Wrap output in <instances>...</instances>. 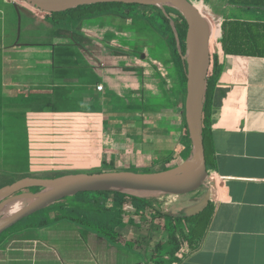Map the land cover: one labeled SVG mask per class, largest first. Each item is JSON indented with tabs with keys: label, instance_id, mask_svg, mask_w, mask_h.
Wrapping results in <instances>:
<instances>
[{
	"label": "crops",
	"instance_id": "0c3cea01",
	"mask_svg": "<svg viewBox=\"0 0 264 264\" xmlns=\"http://www.w3.org/2000/svg\"><path fill=\"white\" fill-rule=\"evenodd\" d=\"M253 1L260 5H252ZM203 6L209 13L206 17L213 24L211 47L220 57L208 132L211 171L203 188L204 194L211 193L208 207L213 209L214 215L205 235L190 241V245L187 242V249L182 245L174 255L169 254L165 247L170 244L169 231L164 228L167 221L154 219L152 213V209L164 213L158 208L163 198L154 195L148 208H138L128 202L121 214H112L114 220L121 221L115 233L123 235L125 242L120 241V237L111 238L95 231L91 224L87 225L92 231H83L62 221L64 231L51 233L49 229L42 232V228L26 239L29 241L27 248H0V264H118L116 257L133 258L124 250L130 244L146 248L148 256L144 264H163V260H166L164 264H264V0H243L239 4H231V0H211ZM22 13L27 18L30 33L39 26L48 30L49 35L53 33L48 43L29 42V46H25L28 48L19 53L18 58L27 64L25 68L29 74L26 73V77L11 83L7 81L6 70L1 76L5 96L7 90L17 97L29 93L25 120L28 150L30 142L33 151L47 155L55 152L58 157L73 159L72 162L85 159L82 163L95 169L108 165L117 168L168 166L169 161L177 166L185 160L178 163V154L184 152V148L180 153L163 151L172 130L170 119H177L184 95L177 67L170 55L157 58H144L143 55L137 63L133 60L137 52L128 48L130 64H123L121 59L115 61L113 56L114 43L119 42L114 40V35L108 38L110 29L84 23L81 30L88 38L86 50L93 61L86 60L89 69L66 72V68L57 63L56 49L57 46H69L73 36L58 34L56 26L42 13L30 8ZM115 19L120 18L111 16L109 19L115 26L133 25L115 24ZM229 21L242 24L246 31L251 27L257 29L256 36H245L248 46L252 47L249 52L241 55L223 53V24ZM88 30L94 34L88 35ZM62 39L66 40L61 44ZM115 46L126 50V46ZM80 52L84 53V50ZM12 58V61L5 60L6 63L20 65L21 60ZM64 59L61 57L60 61L64 62ZM11 68L14 79L21 70L12 65ZM99 85L104 86L103 91H98ZM55 89L63 103L58 107L61 112L51 113L46 104ZM2 102H6V97ZM135 104L156 106V110L150 108L148 113H143ZM1 118L0 141H7L4 137L15 133L18 135V131L13 132L6 122V116ZM84 126L89 132L81 138ZM194 204L193 201L186 209ZM129 206L134 209L131 213L125 209ZM181 213L164 214L179 217ZM41 232L48 235L47 239L41 238ZM164 238L166 243L157 257L153 255L152 261L151 250ZM52 240L60 244L59 249L56 243L51 244ZM13 253L22 257L14 259ZM137 262L139 260L133 259L127 264Z\"/></svg>",
	"mask_w": 264,
	"mask_h": 264
},
{
	"label": "rangeland",
	"instance_id": "374dc122",
	"mask_svg": "<svg viewBox=\"0 0 264 264\" xmlns=\"http://www.w3.org/2000/svg\"><path fill=\"white\" fill-rule=\"evenodd\" d=\"M14 1L0 0V123L2 122L1 117L5 115L7 118L6 122L9 123L12 131L13 132L18 131V135L17 133H15L11 137L10 136L4 137V139L7 141H0V177H1L0 178V189L8 187L14 182L24 177L54 178V177H59L62 175L73 174V173L91 174V173H98L102 171H105V172L131 171L135 173H152L155 170L156 172L165 171L166 169H171L173 166H175L176 165L175 162L169 161L170 163L168 164V166L167 165L166 166L165 165L151 166L154 169L151 167H147V166L143 167V166H136V165L126 166L122 168H119V167L117 168L115 166L108 165L106 168L95 169V168H89L86 166L85 163H82L84 162L85 159H82L80 161L75 160L74 162H72L73 159L72 160L68 159L67 160L69 162L68 166L70 168H61V167L54 166L52 162H50L51 159L48 157H44V156L34 157L37 154L42 155L44 153L31 150L30 143H29V150H28L27 125H26L25 120H26V115L29 111V93L21 94L19 97H17L14 94L11 95V92L7 90L6 91L7 96H5L4 86L2 84L1 76H2V73L6 70L7 71V81L11 83L12 81H15V80L21 81L22 77H26V75L29 74L28 69L25 68L27 64L25 63L24 59L21 60L20 58H18L19 53H21V51L22 52L25 51V48H28L25 46L26 44L29 46V42L40 44V45H44L45 43H48L51 39V36H53L52 35L53 33L49 35L48 34L49 32H47L48 30H45L43 26H39L37 30H32V33H30L28 29L29 27L27 28L28 21L24 13H22L21 32L19 33L18 15L13 6ZM23 6L26 9H29V7L25 5ZM32 10H34L35 12L41 13L38 10H35V9H32ZM161 10L164 11L163 9ZM141 11L150 12V10L146 8L144 9L142 8ZM110 18L111 16H109L108 18L107 17L92 18V19L86 20L84 23H86L85 24L86 26L97 25V26H105L104 28H109L110 29L109 33L111 34L108 35V38L111 35H114L113 37L114 40H117L119 42V43H116L115 41L114 43L115 45L120 44L121 46H126V50L122 48L120 50L119 47L114 45L117 52H122L120 53L121 55H118L120 58H117L116 55L114 56L115 61H118L121 59L123 64L124 63L130 64L129 63L130 58H128L130 57V55H128V52L130 51L128 48L137 52V56H134V59H133L137 63H140V59L143 58V55L145 56L144 58H146L147 56L149 57L155 56L157 58V57H162L163 54H165V49L162 47V45H160L161 39L157 37L156 32L154 29L152 30V27H146L143 25L144 20L142 18L139 21L140 24L135 25L134 23L135 27H133V25L131 26L124 25L121 27L115 26L113 25V23H111L112 21L109 20ZM114 23L115 24H122V23L132 24V21L130 19L128 20L115 19ZM122 31H124L123 33L124 35H118L122 33ZM87 32H88V35L94 34V31L88 30ZM102 36L103 35H101L100 37ZM65 40L66 39H62V41H60L59 43L61 44L65 43ZM15 45H20V46L16 47ZM78 49L79 48H76V47L74 49L72 46H69L66 48H63L62 46H57V49H56L57 63H59L60 61V57H61L60 54L63 53V50L64 52L71 50L70 52L75 53L76 51L80 52V50ZM81 53L83 54V52ZM84 53L86 56L85 60L93 61V59L88 53H86L85 51ZM12 57H15L21 60L20 65L11 64V62L6 63L5 60L12 61L13 60ZM112 60H114V58H112ZM34 64L35 63H33V65ZM11 65L19 69V71L21 70V72L19 73L15 72L17 73L16 74L17 76L14 79H13L14 76H12L13 72L10 71V70H13L11 68ZM34 66H36V64ZM8 93H10V95ZM5 97H6V102L4 103L2 102V99H4ZM181 112L182 111L180 109L177 119H170L171 121L170 124H171V129H172L169 132L170 139H168L169 142L167 143V145L162 144L166 148V150H163L166 154H171L172 150H175V151L177 150V152L180 153L183 150V148H185L183 145L184 129L182 126ZM88 129L89 128L86 126L82 127L81 138H85L86 136H88L87 135L89 132ZM115 130H118V129H115ZM206 146H207V153L209 154V142L208 141L206 143ZM45 154L47 153L45 152ZM66 154H69L71 157L73 155L72 153H66ZM178 158H179L178 163H180L182 159H185V160L187 159V154H185L184 152H181L180 155L178 154ZM73 163H75V165H73ZM76 163H78L79 165H76ZM155 167H158V168H155ZM208 167H209L208 170L210 172L211 171L210 160H209ZM202 193L204 194V192L202 191V192L182 195V196H175L171 194H168V195L156 194L159 197L163 198L161 206H159L158 208L162 210V212L164 213L171 212V213L176 214V213L182 212L180 215H183V211L188 206H190L194 200L199 199L203 195ZM95 196H96V193H81L74 197H68L64 201L58 204L51 205L45 210H42L28 218H25L24 220L20 221L19 223H17L10 229L6 230L0 236V248L18 247V246H24L27 248L29 247V241H26V239L29 240V237L32 234H35L34 232L36 231L39 232L41 231L42 228L44 230L42 232H45L49 229L51 231H48V232H51V233L53 231H56L57 233L64 231L61 227V226H64V224H62V221H66L69 224H73V226L75 225L78 228L82 229L83 231H86V230L92 231V229H90L87 225V223L90 222V218H86L83 221H81V219L79 218L80 213L83 212L82 210L75 209V213L72 214L73 217L76 218L75 221H71L68 219H62L59 221H55L54 218L58 215L60 216L63 211L65 212L64 213L65 215H68V211H66V208L65 209L62 208L66 203H72V205L75 203L80 204L84 200L88 201L94 198ZM133 196L147 198L149 201L152 200L151 197H144L147 195L137 194ZM22 204L25 205L26 202L10 204L6 210V213L13 211L14 209L20 207ZM108 206H111V203H109ZM126 209H128L127 212L134 211V209L131 208V206L126 207ZM148 211L150 212L151 210H148ZM213 215H214V211L211 207H209L201 214L197 216L189 217V221H184V222L180 221L178 223L174 222L173 223L174 226L176 228H179V230L176 231V235L178 236L177 241L181 244V246L183 245L184 248L186 249L188 248V244H187L188 237L192 235L189 233V230H192L193 224H195L197 220H199L200 224L198 227H196L195 236L196 237L204 236L205 233L209 229ZM92 221L93 220H91V222ZM168 221L169 220H167V222ZM59 223L61 224L58 225ZM91 225L95 226L94 227L95 231L101 232V229H99V226L97 225L95 221H93ZM108 233L115 238V232H113L112 230H109ZM55 234L56 233H53L52 235H55ZM47 237L48 235H44V233H42L41 238L43 240L47 239ZM119 237H120L119 238L120 241L125 242L126 239L123 235ZM166 241L167 240H165L164 238L162 242L158 243L156 248L153 247V249L151 250V256L155 255L157 257L159 255V251H161V249L163 248L162 245L165 244ZM55 243H56V247L59 249L60 244L57 241H55ZM55 243H54V240L51 241V244H55ZM165 247L168 250L173 251V249L175 248V244H168ZM124 250L126 251V253H128L133 258H130V257L124 258L120 256L118 258L116 257V262L118 264L131 263L133 259L139 260V262H137L136 264L138 263L144 264L146 262L145 258L146 256H148L146 248L144 249L142 247H136L135 245L130 244V246H128L127 248L124 247ZM20 257L22 256L17 253L12 254V258L14 259H19ZM165 261L164 260L162 261L163 264ZM49 264H53V263L49 262ZM151 264H156V263L152 262Z\"/></svg>",
	"mask_w": 264,
	"mask_h": 264
},
{
	"label": "water",
	"instance_id": "95a60500",
	"mask_svg": "<svg viewBox=\"0 0 264 264\" xmlns=\"http://www.w3.org/2000/svg\"><path fill=\"white\" fill-rule=\"evenodd\" d=\"M110 3L154 6L163 10L165 7H171L176 9L186 21V50L183 57L186 62L185 120L191 141V154L179 165L159 172L73 173L54 178L20 179L0 189V236L25 218L81 193L121 192L130 195L182 196L202 192L209 181L210 174L204 145V112L212 64L213 24L203 15L198 3L193 0H16L13 6L18 15L20 33L22 12L27 11L23 5L41 13H62L83 6ZM172 26L176 33L173 23ZM84 51L88 53L86 49ZM29 189L40 190L35 193L25 192ZM210 196L211 193L208 191L198 200H194L195 204L185 210L184 216L189 218L204 212L209 206ZM23 202L26 204L6 213L10 204Z\"/></svg>",
	"mask_w": 264,
	"mask_h": 264
},
{
	"label": "trees",
	"instance_id": "16d2710c",
	"mask_svg": "<svg viewBox=\"0 0 264 264\" xmlns=\"http://www.w3.org/2000/svg\"><path fill=\"white\" fill-rule=\"evenodd\" d=\"M196 3L199 4L200 10L203 13L204 16L209 15L206 8L203 6L204 4L209 3L211 0H193ZM243 3V0H231V4H239ZM252 5H260L259 3H256V1H253ZM148 9L150 12H143L141 9ZM165 11V12H164ZM162 11L158 7H143L139 5H126V4H120V3H110V4H97V5H88L79 7L77 9H72L66 12L62 13H42L45 18L55 25L56 32L58 34L65 33L70 34L73 36L71 38V44L69 46H72L74 49L79 48L78 50H84L87 49V42L88 38L83 34L82 32V26L86 20L92 19V18H99L103 16H112L114 18H120L123 20L130 19L133 23L140 24L139 21L141 18L144 20L143 25L146 27H152V30L154 29L156 32L157 37L161 39L160 45L165 49V54H163L162 57L166 55H170L177 67V72L179 76V82L181 87L183 88V107L181 109V115H182V126L184 129V153L187 154V158L190 156L192 147H191V141L189 138V133L186 126V120H185V96H186V62L183 59L185 55V38H186V31H187V24L182 15L174 8L171 7H165V10ZM172 23L174 24L176 33L174 31V28L172 26ZM246 28L239 23H235L232 21L225 22L223 24V53L226 55H241L245 52H249L252 47L248 46V42L245 39V36L254 37L258 34V31L256 28L251 27V30H245ZM246 40V41H244ZM69 46H63V48L69 47ZM180 46V48H179ZM258 49V48H257ZM67 50V49H65ZM63 50V53L60 54V56L64 59L63 61H60L59 64L64 66L66 68V72L73 73V69H78L76 71H83L84 69H89V63L85 60V54L76 51L70 52ZM77 53V54H76ZM81 53V55H80ZM113 56L120 55L116 51H112ZM211 56H212V64L209 71V77H208V88H207V100L205 105V112H204V145H205V151H206V161H207V167L209 162V154L207 153V146L206 143L208 141V132H209V125H210V114H211V104H212V94L213 90L216 86L219 73H220V57L219 54L215 53L214 50L211 47ZM60 57V58H61ZM60 94L55 89L54 94L52 98L48 101L46 105L50 106V112L51 113H58L61 112L60 109H58L59 105L63 103V98L58 97ZM179 102L181 99H178ZM134 107V105H131ZM140 107L138 109H142L143 113H148V110L150 108H153L156 110V106H144L143 104H135V107ZM151 110V109H150ZM30 143V142H29ZM48 157L50 158V162L56 167L61 168H70L68 166L69 162L68 159H64L63 156L58 157L56 153H52L50 155L42 154V155H35L34 157ZM55 159V160H54ZM49 162V163H50ZM56 162V163H54ZM168 170V169H166ZM105 172V171H102ZM65 200V199H64ZM62 200V201H64ZM130 200L131 203L135 204L136 207L142 208V207H149V200L147 198H141L137 196H133L130 194H125L121 192H98L96 193V196L88 201L84 200L82 203L78 204L75 203L72 205V203H66L62 208H66V211H68V215H65L64 211L61 213V215L56 216L54 218L55 221H59L62 219H68L71 221H75L76 218L73 217V213H75V209L82 210L83 212L80 213V219L83 221L86 218H90V222L87 224L93 223L95 221L97 225L99 226V229H101V233L108 237H113L108 233L109 230H112L115 232V229L117 226L121 224V221L114 220L112 218V214H121L123 211L124 205L128 203ZM60 201V202H62ZM58 202V203H60ZM57 203V204H58ZM109 203H111V206H108ZM13 204V203H12ZM210 206V205H209ZM19 208V207H18ZM209 208V207H208ZM207 208V209H208ZM17 209V208H16ZM14 209L13 211H15ZM12 212V211H10ZM9 213V212H8ZM152 213H154V219L156 218H164L169 220L164 224V228L169 231V242L170 244H175V248L173 251H168L169 254H173L176 251H179L181 248V244L177 241V235L176 231L179 230V228H176L174 226V222H184L189 221V218L183 215L179 217H173L170 214H164L158 211H155L152 209ZM99 217V218H98ZM91 220H93L91 222ZM46 223V222H44ZM186 223V222H185ZM102 224V225H101ZM199 220L193 224L192 230H189V233L192 234L188 237V243L190 245V241L194 242L195 239L198 237L195 236L196 227L199 226ZM45 227V226H44ZM177 229V230H176ZM108 230V231H107ZM119 235L115 233V238H118ZM154 260V256L151 259ZM156 263V262H155ZM157 264H160V262H157Z\"/></svg>",
	"mask_w": 264,
	"mask_h": 264
},
{
	"label": "flooded vegetation",
	"instance_id": "af4514ba",
	"mask_svg": "<svg viewBox=\"0 0 264 264\" xmlns=\"http://www.w3.org/2000/svg\"><path fill=\"white\" fill-rule=\"evenodd\" d=\"M40 189H29V190H26L25 192H32V193H35V192H38Z\"/></svg>",
	"mask_w": 264,
	"mask_h": 264
},
{
	"label": "built area",
	"instance_id": "2783aa9c",
	"mask_svg": "<svg viewBox=\"0 0 264 264\" xmlns=\"http://www.w3.org/2000/svg\"><path fill=\"white\" fill-rule=\"evenodd\" d=\"M97 89H98V91H103L104 86H103V85H99V86L97 87ZM125 209H126V208H125ZM126 210H128V209H126Z\"/></svg>",
	"mask_w": 264,
	"mask_h": 264
},
{
	"label": "bare ground",
	"instance_id": "6f19581e",
	"mask_svg": "<svg viewBox=\"0 0 264 264\" xmlns=\"http://www.w3.org/2000/svg\"><path fill=\"white\" fill-rule=\"evenodd\" d=\"M166 195H167V194H166ZM151 196H154V195H150V196H149V195H147V196H144V197H151Z\"/></svg>",
	"mask_w": 264,
	"mask_h": 264
}]
</instances>
